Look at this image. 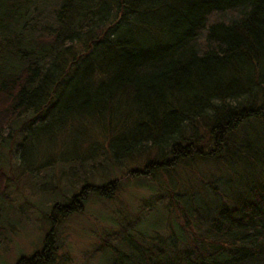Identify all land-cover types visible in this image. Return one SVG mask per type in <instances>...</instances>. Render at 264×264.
I'll return each mask as SVG.
<instances>
[{"label": "trees", "instance_id": "trees-1", "mask_svg": "<svg viewBox=\"0 0 264 264\" xmlns=\"http://www.w3.org/2000/svg\"><path fill=\"white\" fill-rule=\"evenodd\" d=\"M89 161L157 184L92 264H264V0H0V179L67 166L60 221L117 188ZM49 231L16 264H52Z\"/></svg>", "mask_w": 264, "mask_h": 264}, {"label": "rangeland", "instance_id": "rangeland-1", "mask_svg": "<svg viewBox=\"0 0 264 264\" xmlns=\"http://www.w3.org/2000/svg\"><path fill=\"white\" fill-rule=\"evenodd\" d=\"M66 151H70L69 146ZM88 163L90 166H85L88 171L85 176L93 179L92 184L100 185L104 180L116 179V182H119L117 188L115 183V191L108 200L94 201L92 194H88L87 201L79 212L60 221H57L56 215L55 222H49L50 204L55 200L60 202L63 194L68 196L71 191H77L82 178H71L74 175L70 171L68 173V167H61L59 163L43 164L32 171H26L21 166L11 163L4 170L0 179V192L11 203L8 208L3 206L7 224L0 226V264H16L19 257L29 256L32 252L39 250L44 235L50 228L49 237L53 239L54 244L60 245L52 253L54 257L52 264H92L98 260L97 253L91 254L94 246L110 238L108 234L110 226L103 221L106 215L120 209L121 214L117 220L122 222L124 215L130 217L140 203L142 206V200L152 193L150 188L157 187V184L152 185L153 183L147 179L137 183L138 179L125 178L133 165L116 166L108 174L107 166L95 165L93 168L91 161ZM224 164L221 162L214 165L213 162L206 161L199 165L198 170H201L202 175L206 171L204 169L206 165L213 170L223 168ZM180 168L177 167L172 175L170 173L168 181L170 185L171 182L174 185L173 181H182L186 184L189 180H196L192 176V170ZM102 175L107 176L102 177V180L95 178ZM70 179H75L72 184H69ZM158 189L163 199H166L167 193L163 187L157 188L156 191L159 193ZM157 196L155 194V201Z\"/></svg>", "mask_w": 264, "mask_h": 264}]
</instances>
